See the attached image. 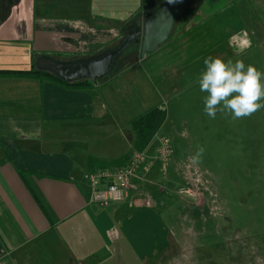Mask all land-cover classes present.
Returning <instances> with one entry per match:
<instances>
[{
  "label": "crops",
  "instance_id": "0c3cea01",
  "mask_svg": "<svg viewBox=\"0 0 264 264\" xmlns=\"http://www.w3.org/2000/svg\"><path fill=\"white\" fill-rule=\"evenodd\" d=\"M1 1L0 69L29 70L41 54L97 53L147 15L143 0ZM220 3L201 0L186 33L91 89L0 75V264H111L130 235L158 231L157 210L134 204V192L126 202L95 201L87 158L132 151L133 120L195 85L187 70L208 47L222 57L218 43L192 37L220 17Z\"/></svg>",
  "mask_w": 264,
  "mask_h": 264
},
{
  "label": "rangeland",
  "instance_id": "374dc122",
  "mask_svg": "<svg viewBox=\"0 0 264 264\" xmlns=\"http://www.w3.org/2000/svg\"><path fill=\"white\" fill-rule=\"evenodd\" d=\"M220 5V17L202 37H192L218 43L225 62L243 60L264 72V0H221ZM194 15L179 20L178 37L197 22ZM134 46L127 52L137 50ZM213 51L208 47L205 58ZM205 58L187 70L186 81L196 84L162 104L164 128L144 150L150 167L133 203L157 210L158 231L151 235L147 225L141 237L130 235L126 252L113 256L111 264H264V108L238 119L227 109L209 117L208 94L198 84ZM166 137L173 152L164 170L158 150ZM198 147L205 149L202 162L192 165Z\"/></svg>",
  "mask_w": 264,
  "mask_h": 264
},
{
  "label": "water",
  "instance_id": "95a60500",
  "mask_svg": "<svg viewBox=\"0 0 264 264\" xmlns=\"http://www.w3.org/2000/svg\"><path fill=\"white\" fill-rule=\"evenodd\" d=\"M188 1L164 0L144 18H137L127 25L117 43L97 53L75 59H59L49 54H41L35 65L67 82L92 79L97 84L98 80L113 73L120 57L132 45H140L139 57L143 59L165 43L177 20L186 12Z\"/></svg>",
  "mask_w": 264,
  "mask_h": 264
},
{
  "label": "clouds",
  "instance_id": "9594fccd",
  "mask_svg": "<svg viewBox=\"0 0 264 264\" xmlns=\"http://www.w3.org/2000/svg\"><path fill=\"white\" fill-rule=\"evenodd\" d=\"M205 68L201 72L198 84L204 98V111L215 118L218 111L229 110L234 119L249 117L264 108V72L253 65H245L243 60L225 62L219 57L204 59ZM205 149L198 147L190 157L192 165L202 162Z\"/></svg>",
  "mask_w": 264,
  "mask_h": 264
},
{
  "label": "trees",
  "instance_id": "16d2710c",
  "mask_svg": "<svg viewBox=\"0 0 264 264\" xmlns=\"http://www.w3.org/2000/svg\"><path fill=\"white\" fill-rule=\"evenodd\" d=\"M163 1L164 0H143V6L145 8V14H147L148 12L157 8ZM200 1L201 0H189L188 1V6H187L186 12L177 20V22L175 23L172 34L170 35L168 40L165 43H163L160 47H162L165 44H169V43H172L175 41V39L177 38L179 20L186 13H191L193 11H196L200 6ZM133 20L134 19H132L131 21H129L127 24H125L123 26L122 35H123L124 28L128 24H130ZM119 40H117L116 42H118ZM108 46H110V45H108ZM108 46H106V47H108ZM105 48H103V49H105ZM133 49H137V50H134V52L132 50L127 52L128 51L127 50L126 53L120 57L119 62L117 64L115 70L113 71V73L111 75L104 77L103 79L98 80L97 84H99V83L111 78L112 76H114L115 71H117V72L120 71L122 69V67H126V66L129 67V66L135 64L139 60L140 45L135 44ZM136 53H138V56L134 55ZM152 53H148L147 55L152 54ZM133 55L135 56L134 58H133ZM52 56L59 58V59H75V58L84 57L86 55H73V56H67V57L60 56V55H52ZM126 59L129 60V62H131V63L127 62ZM0 75H12V76H18V77H36V78H42V79L49 78V79L55 80L57 82H60L66 86L81 88V89H91V88L95 87V82L92 79H81V80H76V81H72V82H67V81L61 79L60 77H58L57 75H55L54 73H52L50 71L38 69L35 65V62L33 64V67L29 70L0 69ZM166 119H167L166 108H164V106L161 107L158 105L150 108L145 113L137 116L132 122L133 127L137 132V141L134 145V149L132 151H130L129 153L123 155L122 157L114 159V160L100 159V158H96L94 156H89L87 158L88 169L90 171H96V169H99V168L104 169V168H108V167H119V166L125 165L130 160V158L132 157V155L135 151L146 150V148L151 143V141L153 140L155 135L159 132V130L161 129V127L165 123Z\"/></svg>",
  "mask_w": 264,
  "mask_h": 264
},
{
  "label": "built area",
  "instance_id": "2783aa9c",
  "mask_svg": "<svg viewBox=\"0 0 264 264\" xmlns=\"http://www.w3.org/2000/svg\"><path fill=\"white\" fill-rule=\"evenodd\" d=\"M169 138H163L158 150V160L165 170L172 159ZM146 151H135L123 166L90 171L86 179L94 189V199L99 203L126 202L132 192H138L146 180L150 167ZM147 202H151L148 200Z\"/></svg>",
  "mask_w": 264,
  "mask_h": 264
}]
</instances>
